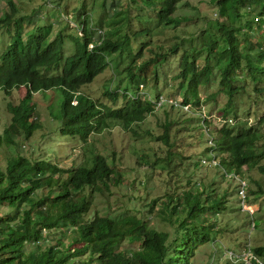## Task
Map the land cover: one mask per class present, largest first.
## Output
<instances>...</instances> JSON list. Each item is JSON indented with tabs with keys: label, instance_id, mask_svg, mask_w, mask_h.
I'll return each instance as SVG.
<instances>
[{
	"label": "trees",
	"instance_id": "obj_1",
	"mask_svg": "<svg viewBox=\"0 0 264 264\" xmlns=\"http://www.w3.org/2000/svg\"><path fill=\"white\" fill-rule=\"evenodd\" d=\"M4 1L10 7V13L0 17V27L7 29L19 11L14 0ZM113 1L116 3L120 0ZM131 1L134 7L141 9L145 6L154 13V28H159L156 31L162 36L166 28H185L191 21L185 17H174L178 6H188V0ZM114 2L112 5L115 7ZM210 2L216 7L219 17L213 25L217 34L208 35L200 49L182 51L178 73L173 80L180 85L182 95L192 98L193 104L198 105L197 90L207 87L216 71L219 91L228 98V106L236 94L245 92L243 87L235 85L240 81L236 71L242 63L245 74L252 82H263L259 75L264 73V39L263 45L252 43L244 30H249L255 24L252 18H248L243 27L238 26L237 22L242 15L254 14L262 22L264 0ZM105 14H108V10ZM78 19L82 21L83 35L75 37L77 42L68 36L71 51L66 55L65 40L60 32L55 38H48L50 26L44 27L45 33H38L39 28L37 34H27L24 43L18 36L23 29L24 16L19 15L13 20L17 30L13 40L0 55V101L7 99L14 89L23 87L25 90L18 104L7 102L6 111L10 119L0 131V154L4 155L0 159V264H190L197 247L213 241L209 236H196L199 231L196 221L200 218L205 226L206 214L216 217L223 212L227 196V189L216 192L215 182L210 180L204 183L201 181L202 175L197 174L200 169L192 138L194 133H189L194 127L184 124L182 131H179L176 126L170 135L169 127L173 123L168 121L158 126L159 131L154 138L160 150V154L154 151V163L161 162L160 167L165 170L166 179L158 178L164 184L165 192L161 199L151 201L147 208L149 213L154 211L173 229L171 236L156 231L136 215L111 218L93 214L88 217V195L109 191L112 184L118 185L120 181V174L112 167L114 162L108 161L100 153L91 150V156L80 166L71 169H63L43 156L32 159L21 154L20 143L29 141L40 129V118L32 110L33 95L53 89L61 97L58 116H52L53 120L59 121L57 132L61 136L77 138L83 145L89 134L94 132L92 146L98 140L97 136L108 129L111 122H115L138 138L135 128L153 112V106L139 98H128V89L121 92L111 90L107 81L103 80L97 85L95 81L104 78L109 71L113 74L116 71V77L121 75L122 78L124 74L129 78L131 87H147L149 80L158 82L161 77L159 68L167 58L177 55L184 47V39L173 45L166 42L152 44L154 29L140 27L132 30L128 10L112 13L105 30H100L101 26L98 25L91 27L93 23L88 24L86 16L80 18L79 15ZM146 20L150 19L146 18L145 23ZM92 28L97 32L95 38L88 31ZM169 35L166 41L173 36ZM139 38L144 40L140 41ZM132 39L138 43L137 51L132 53L121 72L120 59L124 57V52L131 51L129 44ZM90 44L93 47L88 49ZM254 52L256 64L248 57ZM202 53L206 54L205 62L199 65L198 59ZM112 78L108 79L109 82ZM95 85V98L107 103L93 99L86 92L87 88ZM254 92L264 93V87ZM154 96L157 98L159 94L155 93ZM166 110L163 108V113ZM224 114L229 115L228 112ZM259 121L262 126L263 121ZM133 125L135 128H132ZM150 131L145 135L152 137ZM211 138L212 143L203 138L205 147L201 154L204 156L211 151L212 159L218 155L219 167L225 169L224 175L243 179V175L251 170L264 174L263 129L223 126L213 128ZM186 160L192 162L182 168L181 163ZM176 162L180 164L178 173L173 170ZM251 181L257 189L247 187L248 200L262 197V189ZM177 183H184L185 187L179 194H174L172 188ZM134 186L140 187L137 183ZM155 205L157 208L153 209ZM257 222L263 224L261 220ZM210 227L217 230L214 225ZM252 252L264 259V245L253 247Z\"/></svg>",
	"mask_w": 264,
	"mask_h": 264
},
{
	"label": "rangeland",
	"instance_id": "obj_2",
	"mask_svg": "<svg viewBox=\"0 0 264 264\" xmlns=\"http://www.w3.org/2000/svg\"><path fill=\"white\" fill-rule=\"evenodd\" d=\"M113 2V0H14L16 9L19 13L13 17L7 29L5 27H0V54L5 50L6 46L10 44L9 42L13 40L15 32L17 31L14 28L13 20L19 17V15L24 16V23L22 24L23 29L20 30L21 33L20 31L18 33V36L21 37L24 43L27 40V34H37L39 28L41 29L38 30V33H45L44 27L50 26L48 38L53 39L60 32L65 40L64 53L67 55L69 51H71V41L68 40V36H72V38H74L72 41L77 42L75 37H77V35L78 37L83 35L80 31L82 28V21L78 19L79 15L80 18L86 16L87 23H93L91 27L98 25L101 26L100 30H105L112 13L116 11L122 13V11L128 10L132 21V30H137L140 27L154 29L152 44L159 45L166 42L168 45H173L184 39V47H181L177 55L167 58L165 64L162 66V75L158 82L149 80L150 85H147L148 87L144 86L135 92L140 96L144 95L145 97H149L151 100H153L154 94L158 93L160 96L174 98L179 101L181 87L173 80V77L178 73L179 56L185 49H200L204 39L209 34L216 33L213 29V25H215L217 19H219L216 13V7L212 5L210 0H188V6L185 4L178 6L174 17L191 19L189 25L185 28L172 29L168 27L165 29V34L162 36L156 31L157 27L154 28V25L156 26L154 21L155 15L151 10L147 9L145 6L141 9L136 8L131 0L114 2L115 7L112 5ZM109 9L114 10L111 11ZM107 10L108 14H105ZM4 13L9 14L10 7L6 5L4 0H0V17ZM146 18L150 20H146L145 23ZM248 18H252L255 24L251 26L249 30L246 28L244 30L248 32L247 34L252 43L257 42L263 45L264 16L262 22H260L257 20V15L255 14L250 16L242 15L237 25L243 27ZM258 27L260 28L258 29ZM94 29L95 28L88 29V31L90 30L89 33L92 32L95 38V33L97 32H94ZM157 29L159 30V28ZM168 35L173 36L166 41ZM139 40L143 41L144 39L139 38ZM137 44V41L132 39L129 44L131 51L124 52V57L120 59L122 64H120L119 69L121 72L125 69V64L130 61L132 53H136ZM262 48L264 49V46H262ZM144 53V57L147 58V53ZM255 55L256 53L254 52L248 57L255 62ZM205 57V53L200 55L198 59L199 65L205 62ZM243 64L244 63L241 64L242 68L240 67V69L236 71L240 81H237L235 85L243 87L245 92L240 95L236 94L237 96L235 95L231 99L230 105L226 106L227 98L219 91V78L217 77L216 71L213 74L211 83L207 87H201L198 90V99L201 103L200 113L202 117L203 115L206 117L204 119L207 121L206 125L204 124L205 126L202 125L203 122L199 116L197 120L194 118L195 120L191 122L188 115L184 114L181 110H170L167 108L163 113V109L160 108L161 110L154 111L153 114L147 115L144 122L137 128H135V125L132 126V128H135L138 138L133 137L128 131L121 128L119 123L111 122V126L97 136L98 140L93 142L92 146L90 144L94 140V136H90L86 144L82 145L77 139L61 136L57 132L59 129V121L57 119L53 121L52 116H58L61 97L58 95L56 89L40 91L33 95L34 104L32 105V110L40 118V129L35 132L29 141L20 143L21 154L32 159L43 156L45 159L55 162L63 169H71L80 166L91 156V150L100 153L105 156L108 161L112 160L114 162V164L111 162L110 164H112L114 170L120 174V181L118 185L112 184L109 191L103 190V193L88 195L90 201L88 217H92L93 214L109 216L111 218L126 214L136 215L147 221L156 231L166 232L171 236L173 235V229L157 217L154 211L149 213V208H147V205H149L151 201L155 200L156 202L161 199L165 192L164 184L158 179H166L165 170L160 167L161 162L154 163L156 157L154 151L160 154V150L154 138L159 131L158 126L169 120H171L170 122L176 120V123H178L172 124V126L169 127L170 135L176 130V125L179 131H182L184 124L194 127V130L189 133H194L192 138H194L193 141H195L194 146L197 153L196 155L198 156L196 160L199 161L198 168L200 169L197 174L202 175L201 181L204 183H208L210 180L215 182L216 192L227 189V196L226 206L223 212H220L216 217L206 214L207 221L206 223L204 222L205 226H203V222L201 223L200 218L196 221V226L199 229L196 236L200 238H202V235L204 237L209 236L215 238V241L212 244L208 242L204 243L202 246H198L190 264H209L210 261L208 260L210 255L212 257L214 248L218 250L215 262L219 259L220 264H232L229 260L222 257V248L228 250L232 249L235 252L236 250L234 249L236 244L240 246L243 243H245V245L249 244L251 248L264 245V174L262 175L256 170H251L245 173L243 179L240 181L242 187L247 186L252 190H256L257 188L251 184L252 179L263 191L262 197L258 196L253 198V200H249L250 207L247 214L239 208L237 209L235 196L237 183L223 174L224 171L222 170L225 169L212 166L211 151L205 153L204 156L201 154V151L203 147H205L203 138L205 139L206 134H210L211 136L213 127L221 125L225 119L228 120L226 121L229 124L234 123V126H232L233 129L237 127H252L258 131L261 129L264 131V93L254 92L258 88L264 87V73L259 75V79H262L263 82H252V79L245 74ZM254 64H256V62ZM117 74L116 71L114 74L112 71H109V73L104 75V78L98 79L95 83L97 85L105 80L107 81V85L110 84L109 87L111 90L117 89L122 91L123 89H128L129 94L133 93L135 89L129 85V78L127 79V76L125 77L124 74H122V78L121 75L120 77H116ZM110 77L113 78L112 81L109 82L108 79ZM96 85L92 88H87L86 92L91 97H94L93 99H98L102 103H107L108 101L104 102L101 98H95L96 93L94 91H97ZM24 94L25 90L23 88L14 89L7 99L0 101V131H2L3 126L8 124L10 119L6 111L7 102L16 105ZM145 94H149V96ZM226 112L229 113L228 116L223 114ZM259 120L263 121L262 126ZM203 129L206 130V134L203 132ZM148 130H151L150 132L153 134L152 137L145 135V132ZM2 156L4 155L0 154V159L3 158ZM160 156L164 157V154ZM218 161L217 155L214 158L215 164L218 163ZM191 162V160L182 161V168L190 165ZM176 164L177 166H174L173 170L178 173L180 171V164L178 162H176ZM135 183L140 185V187L136 186V188L134 186ZM184 187V183L174 184L172 193L179 194ZM229 191H232V193L229 194ZM231 204L233 207H231ZM156 208L157 205L153 207V209ZM231 208L233 210L232 212H230ZM252 214L253 216H250ZM258 220H261L263 224L259 225L257 222ZM251 223L253 224V228L251 227ZM210 225H214L221 233H217V230L215 231L212 229ZM71 235L72 234H69V236Z\"/></svg>",
	"mask_w": 264,
	"mask_h": 264
},
{
	"label": "clouds",
	"instance_id": "obj_3",
	"mask_svg": "<svg viewBox=\"0 0 264 264\" xmlns=\"http://www.w3.org/2000/svg\"><path fill=\"white\" fill-rule=\"evenodd\" d=\"M80 31H81V29H80ZM99 33V32H98ZM204 33H206V32H204ZM98 36H99V34H97ZM209 35H211V34H209ZM93 47V45L92 44H90L89 45V47H88V49H91ZM2 54V53H1ZM0 54V55H1ZM164 65V64H163ZM162 65V66H163ZM160 67L159 68V76H161L162 75V69H163V67ZM177 75V74H176ZM175 75V76H176ZM174 76V77H175ZM173 77V78H174ZM177 82V81H176ZM148 87V86H147ZM20 88H23V87H20ZM139 88H143V86L142 85H140L139 86ZM138 88V89H139ZM135 89V91L133 92V93H131V94H129L128 92H127V97L128 98H131V99H136V98H139L140 100H142L143 102H149L152 106H153V112L154 111H157V110H161V109H163V108H169L170 110H175V109H177V110H181L184 114H187L188 115V117L190 118L189 120L191 121V122H193V120H197V118H198V116L199 117H201V121L203 122L202 123V125L203 126H205L206 125V120L204 119V118H206L204 115H203V117H202V115H201V109H200V105H201V103H200V101H199V99H198V90L200 89H198L197 90V96H196V98H197V104L198 105H194L193 103V101H192V98H190V97H187V96H183L182 95V92H181V94H180V99H179V101L178 100H176V99H174V98H166V97H163V96H158L157 98H155V96L153 97V100H151L149 97H145L144 95L143 96H140L139 94H136L135 92H136V90H138V89H136V88H134ZM113 90V89H112ZM114 90H117V89H114ZM117 91H120L121 92V90H117ZM36 94V93H35ZM222 94V93H221ZM146 96H149V94H145ZM155 95V94H154ZM225 96V95H224ZM226 97V96H225ZM227 98V97H226ZM227 100H228V98H227ZM73 104H75V102L73 101ZM231 104V103H230ZM161 108V109H160ZM198 111V112H197ZM153 112L151 113V114H153ZM181 113V112H180ZM224 114V113H223ZM222 114V115H223ZM226 115V114H225ZM226 116H228V115H226ZM195 118V119H194ZM225 118V117H224ZM53 120V119H52ZM227 119H225V121H223V123L221 124V125H219V126H216V127H213V128H216V129H220L221 127H223V126H226V127H230V128H232V126H234V123L233 124H229V123H227V121H226ZM53 121H55V120H53ZM169 121H171V120H169ZM231 121V120H230ZM229 121V122H230ZM144 122V121H143ZM142 122V123H143ZM172 122H173V124H178V123H176V120L175 121H173L172 120ZM184 123H185V121H184ZM205 124V125H204ZM58 126V125H57ZM177 126V125H176ZM202 126V127H203ZM233 129V128H232ZM58 131V130H57ZM203 132L206 134V130H204L203 129ZM211 135H212V131H211ZM90 136H95V133L94 132H91L90 134H89V136L88 137H90ZM206 137H207V140H208V142L209 143H212V138H211V136H210V134L208 135V134H206ZM205 137V138H206ZM68 138H70V137H68ZM71 139H77V138H71ZM78 140V139H77ZM203 163V162H202ZM211 164H212V166H216V167H219V164L218 163H216L215 164V162H214V159H212V162H211ZM222 171H224V170H222ZM226 177H228V178H233V181L235 182V183H237V187H236V201H237V209L239 208L241 211H243V212H245V213H247L248 214V211H249V207H250V203H249V200H251L250 198H249V200H248V194H247V186L245 187H242L241 185H240V181H241V178H238V177H236V176H232V177H230V175L229 174H226L225 175ZM240 191H242V193H243V198L241 197V195H240ZM253 200V199H252ZM250 216H253V214L252 215H250ZM252 221V220H251ZM251 227L253 228V224L251 223ZM217 233H220L219 232V230L217 229ZM215 241V238H213V241L212 242H210L211 244L213 243ZM209 243V244H210ZM220 248H222V247H220ZM225 249V248H224ZM223 248H222V251H223V253H222V257H224V259H227V260H229L232 264H243L241 261H235V260H231V259H229L228 257H227V252H231V253H233V255H236V256H239V255H241V253H242V251H244V250H249L250 252H251V254L256 258V259H258L262 264H264V259L263 258H261V257H258V256H256L253 252H252V248L250 247V245L248 244V245H245V243H243L241 246L239 245V244H236V247H235V249L234 250H236L235 252L232 250V249H230V250H228V249H225L224 250ZM217 249L216 248H214V251H213V255H212V257H211V255H210V257H209V260L208 261H210V263L209 264H220L219 263V259L215 262V259H216V255H217ZM238 251V252H237ZM252 264H256V263H254V262H252Z\"/></svg>",
	"mask_w": 264,
	"mask_h": 264
},
{
	"label": "built area",
	"instance_id": "obj_4",
	"mask_svg": "<svg viewBox=\"0 0 264 264\" xmlns=\"http://www.w3.org/2000/svg\"><path fill=\"white\" fill-rule=\"evenodd\" d=\"M240 195L243 198V193L240 191ZM227 257L231 260L241 261L243 264H252V262L256 264H262L258 259H256L249 250L242 251L241 255L236 256L231 252H227Z\"/></svg>",
	"mask_w": 264,
	"mask_h": 264
}]
</instances>
